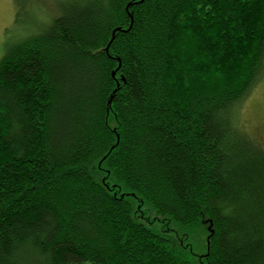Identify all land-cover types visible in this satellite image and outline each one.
<instances>
[{"label": "trees", "instance_id": "trees-1", "mask_svg": "<svg viewBox=\"0 0 264 264\" xmlns=\"http://www.w3.org/2000/svg\"><path fill=\"white\" fill-rule=\"evenodd\" d=\"M56 4L0 56V264H264V0Z\"/></svg>", "mask_w": 264, "mask_h": 264}, {"label": "rangeland", "instance_id": "rangeland-1", "mask_svg": "<svg viewBox=\"0 0 264 264\" xmlns=\"http://www.w3.org/2000/svg\"><path fill=\"white\" fill-rule=\"evenodd\" d=\"M58 1L64 2L65 0ZM16 11V3L14 0H0V56L6 50L9 43H15L18 39L27 37L28 34H31L33 30L37 29L38 24H42L50 16L59 14L56 0H39L34 5L27 6L15 22ZM39 29H42V27ZM239 115L240 121L246 131L251 136L257 138L264 146V72L254 89L243 101ZM142 211L145 215L143 221L153 231L168 235L174 239L179 237L177 235L178 228L174 222L156 218L147 204L142 206ZM179 239L182 241L183 237ZM184 245V248L180 247L184 256L191 260L193 264H202L204 254L207 251L206 239L203 237V240L201 238L199 241L194 238L190 242L186 241Z\"/></svg>", "mask_w": 264, "mask_h": 264}, {"label": "snow or ice", "instance_id": "snow-or-ice-1", "mask_svg": "<svg viewBox=\"0 0 264 264\" xmlns=\"http://www.w3.org/2000/svg\"><path fill=\"white\" fill-rule=\"evenodd\" d=\"M133 2V0H129V6H131V3ZM139 3H143V0H139ZM135 21L134 19L133 20H130L129 21V24H133Z\"/></svg>", "mask_w": 264, "mask_h": 264}]
</instances>
